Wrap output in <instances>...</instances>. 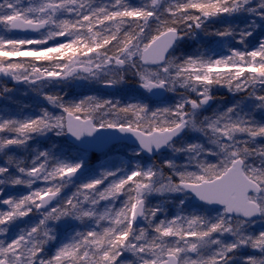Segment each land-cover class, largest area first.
Segmentation results:
<instances>
[{
    "label": "snow or ice",
    "instance_id": "6c2138e0",
    "mask_svg": "<svg viewBox=\"0 0 264 264\" xmlns=\"http://www.w3.org/2000/svg\"><path fill=\"white\" fill-rule=\"evenodd\" d=\"M0 264H264V0H0Z\"/></svg>",
    "mask_w": 264,
    "mask_h": 264
},
{
    "label": "trees",
    "instance_id": "16d2710c",
    "mask_svg": "<svg viewBox=\"0 0 264 264\" xmlns=\"http://www.w3.org/2000/svg\"><path fill=\"white\" fill-rule=\"evenodd\" d=\"M221 93H218V95H220Z\"/></svg>",
    "mask_w": 264,
    "mask_h": 264
},
{
    "label": "rangeland",
    "instance_id": "374dc122",
    "mask_svg": "<svg viewBox=\"0 0 264 264\" xmlns=\"http://www.w3.org/2000/svg\"><path fill=\"white\" fill-rule=\"evenodd\" d=\"M220 95H222V93Z\"/></svg>",
    "mask_w": 264,
    "mask_h": 264
}]
</instances>
